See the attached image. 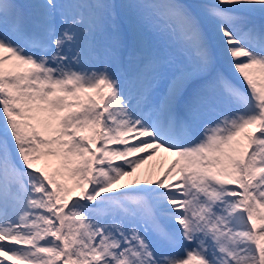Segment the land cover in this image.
I'll return each mask as SVG.
<instances>
[{
  "label": "snow or ice",
  "instance_id": "obj_1",
  "mask_svg": "<svg viewBox=\"0 0 264 264\" xmlns=\"http://www.w3.org/2000/svg\"><path fill=\"white\" fill-rule=\"evenodd\" d=\"M0 117V264H264V0H0Z\"/></svg>",
  "mask_w": 264,
  "mask_h": 264
},
{
  "label": "rangeland",
  "instance_id": "obj_2",
  "mask_svg": "<svg viewBox=\"0 0 264 264\" xmlns=\"http://www.w3.org/2000/svg\"><path fill=\"white\" fill-rule=\"evenodd\" d=\"M2 119V117H0ZM161 158L163 161H161ZM173 158V156H169L168 154L161 153L160 156L154 157L152 160L148 161L145 165L142 166L140 170H138V174L143 179L144 173L148 171L154 172L156 175H160L162 168H167L166 163L168 160ZM122 161H117V163H121Z\"/></svg>",
  "mask_w": 264,
  "mask_h": 264
},
{
  "label": "bare ground",
  "instance_id": "obj_3",
  "mask_svg": "<svg viewBox=\"0 0 264 264\" xmlns=\"http://www.w3.org/2000/svg\"><path fill=\"white\" fill-rule=\"evenodd\" d=\"M176 158L175 157H173V158H171L170 160H168V162L166 163V167H168L174 160H175ZM161 161H163L162 160V158H161Z\"/></svg>",
  "mask_w": 264,
  "mask_h": 264
}]
</instances>
